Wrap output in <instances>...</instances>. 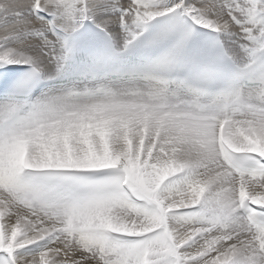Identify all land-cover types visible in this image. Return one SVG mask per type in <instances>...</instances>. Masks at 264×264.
Here are the masks:
<instances>
[{
  "label": "snow or ice",
  "instance_id": "obj_1",
  "mask_svg": "<svg viewBox=\"0 0 264 264\" xmlns=\"http://www.w3.org/2000/svg\"><path fill=\"white\" fill-rule=\"evenodd\" d=\"M0 264H264V0H0Z\"/></svg>",
  "mask_w": 264,
  "mask_h": 264
}]
</instances>
